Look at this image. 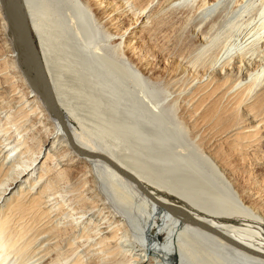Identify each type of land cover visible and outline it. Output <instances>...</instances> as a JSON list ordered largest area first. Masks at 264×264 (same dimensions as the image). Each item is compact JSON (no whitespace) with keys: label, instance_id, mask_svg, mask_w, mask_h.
Returning a JSON list of instances; mask_svg holds the SVG:
<instances>
[{"label":"bare ground","instance_id":"obj_1","mask_svg":"<svg viewBox=\"0 0 264 264\" xmlns=\"http://www.w3.org/2000/svg\"><path fill=\"white\" fill-rule=\"evenodd\" d=\"M94 1L10 0L12 23L0 3V264H264V188L228 176L264 170V0ZM126 17L194 36L164 47L199 144L177 103L153 102L152 70L126 53L137 36L110 33Z\"/></svg>","mask_w":264,"mask_h":264},{"label":"rangeland","instance_id":"obj_2","mask_svg":"<svg viewBox=\"0 0 264 264\" xmlns=\"http://www.w3.org/2000/svg\"><path fill=\"white\" fill-rule=\"evenodd\" d=\"M101 1L102 0L94 1L95 2L94 5L91 6V10L94 11L93 13L101 11V9L102 10L105 9L104 8L105 2L102 1L101 3ZM140 21L141 19L136 21V20H133L131 17H126L118 24L111 25L109 27L110 33L116 34L114 38L119 37V36H122L123 38L127 36H128L127 38L129 37L132 38V37L137 36V41H134L131 44L130 46L131 49L127 50L128 52L126 51V53H127L128 58H130L129 60L132 62V65L134 67L140 68L142 64L146 63L152 70L151 74L144 75L145 77L144 81L152 87L151 89L157 91V93L155 91L157 96H158V93H161L159 94L158 97L156 95L153 97V102L155 103L158 101L159 104L160 103L164 104L166 107L168 105L172 106L174 102L177 103L176 106L174 105L173 107V111L176 117H178V119L183 122L186 133H188L187 134L188 139L189 140L192 139L194 140L195 143L198 142L197 144H199V142L202 141V137H200V135L192 129L193 127L190 126V125H193V122L191 121L190 116H188V110L183 108L184 107V105H182V103H184L183 99L181 101L177 100L178 101L177 102L175 101V97L173 96V94L172 95L170 94L171 86H169L170 83L168 81L170 80L169 78H170L171 73H173L174 65L172 64L171 60L168 57L167 49H165L164 47V45L165 46L167 45L166 40H171V43L175 44V45L172 44V47L179 49L182 46V44L187 45L188 43L190 45V43H194L195 38L194 36L191 37L188 32L186 34H183L182 32H180L178 30V22H176L177 24H175L174 22L172 23L171 20H169V24L166 23L163 26H161V28H159L156 31V33H153V32L152 33L150 32L141 33V29L140 27H138V25L140 24ZM146 33H148L149 35ZM104 42H105L104 44L109 43L107 39H104ZM184 74L185 75L182 74L183 76L182 84L188 83V81L194 80L197 77L200 78V75H201V73L198 74L194 72L193 70H188ZM147 101L150 106L153 105L152 103H150L151 101H149L148 99ZM224 101H221L222 106L225 103L228 104L227 100H224ZM227 104H225L224 106H227ZM209 105L210 103H208L207 106L204 109H202L199 115L206 114V112L211 109V106ZM228 143H229L228 141L224 140L221 143L222 145L221 147L226 149L227 148L226 146L228 145ZM237 166H239L238 170L236 168L237 173L234 171V173H236L235 175H232V176L228 175L230 177V180H232L233 186L236 187V185H239V187L241 188L242 187L249 188L251 185L249 177H251L252 180L257 182V187H256L257 189L264 188V170L263 169L261 170L260 168L259 170H251L249 166L247 165L245 166L237 165ZM222 173L224 175H227L226 171ZM158 193L171 201H174V202L177 201L178 203L187 206L186 202L181 200L177 195H174L165 190L164 191L161 190ZM234 223L238 224L237 222H234ZM160 236L163 240L164 236L162 235Z\"/></svg>","mask_w":264,"mask_h":264},{"label":"water","instance_id":"obj_3","mask_svg":"<svg viewBox=\"0 0 264 264\" xmlns=\"http://www.w3.org/2000/svg\"><path fill=\"white\" fill-rule=\"evenodd\" d=\"M0 3H1V6H2L3 13L6 16V19L9 21V23H12L13 20L10 17V10H11L10 0H0ZM18 23H19L18 27L23 32V35L26 37V42L28 43L31 52L34 55L37 67L41 71L42 76L44 77V80H45L46 79V74H45V70H44V67H43L42 57H41V54L39 53L38 45L36 43V39H35V37L31 36L28 28L24 24H22L20 22H18ZM47 98H48L49 103L51 104L52 110L55 113L56 117L64 125V121L62 120L58 103L56 102L55 97H54V93H53V91H52V89H51V87L49 85H48V88H47ZM102 159L105 160V161L107 160L109 162V160L107 158H102ZM119 171L122 174H125L130 180H132L137 186H139V188L143 191V193H145L148 197H150L155 202L159 203V201H157L149 193V191L146 189V187L144 185H142V183L138 182V180H136V178L134 176H132L131 174H129L125 170H120L119 169ZM160 205L165 207V208H167V209H169V210H175L176 209V208L174 209L173 207H171L169 205H166L163 202H160ZM177 209H179V208H177ZM179 210L182 211L185 214V211H183L181 209H179Z\"/></svg>","mask_w":264,"mask_h":264}]
</instances>
